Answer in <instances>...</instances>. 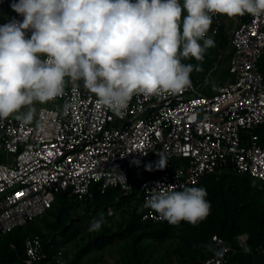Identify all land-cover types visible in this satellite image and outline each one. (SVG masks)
<instances>
[{
  "label": "built area",
  "instance_id": "built-area-1",
  "mask_svg": "<svg viewBox=\"0 0 264 264\" xmlns=\"http://www.w3.org/2000/svg\"><path fill=\"white\" fill-rule=\"evenodd\" d=\"M14 2L18 0H0V26L23 20L11 7ZM227 20L214 15L207 36L216 42ZM229 26L226 80L217 90L202 92L200 80L191 76L190 88L160 97L133 96L117 116L97 105L83 85L69 81L63 96L36 105L42 127L35 122L22 126L14 117L0 120V235L43 216L59 193L90 202L94 192L115 189L127 201L105 206L101 211L106 218L134 209L140 222L154 224L162 220L159 214L143 206L158 185L179 191L224 173L264 184V140L257 133L264 125L258 65L264 51V16L235 17ZM65 103L73 105L68 115L63 114ZM160 152L167 157L164 169L156 167ZM113 168L127 183L111 182ZM237 237L247 246L246 233L233 241L212 234L213 247L225 253L211 254L201 264H264L255 258L234 262L240 252L264 257L262 246L245 253ZM22 246L21 264H66L61 249L45 246L39 236L23 238Z\"/></svg>",
  "mask_w": 264,
  "mask_h": 264
},
{
  "label": "clouds",
  "instance_id": "clouds-1",
  "mask_svg": "<svg viewBox=\"0 0 264 264\" xmlns=\"http://www.w3.org/2000/svg\"><path fill=\"white\" fill-rule=\"evenodd\" d=\"M11 7L23 20L0 26V120L40 127L36 105L63 96L69 81H82L97 105L117 116L133 96L180 93L192 86L193 71H203L200 63L182 61L202 63L215 46L207 36L214 15L264 16V0H18ZM72 107L65 103L63 114ZM157 154L156 167L164 169L167 157ZM111 175L112 183H127L116 168ZM207 195L203 187L161 184L143 207L171 225L195 226L210 214ZM103 223L102 215L93 219L89 231ZM204 247L216 257L225 253Z\"/></svg>",
  "mask_w": 264,
  "mask_h": 264
},
{
  "label": "rangeland",
  "instance_id": "rangeland-1",
  "mask_svg": "<svg viewBox=\"0 0 264 264\" xmlns=\"http://www.w3.org/2000/svg\"><path fill=\"white\" fill-rule=\"evenodd\" d=\"M226 19H229L228 27L224 31L228 36L232 18L225 16ZM227 51L228 46L219 48L213 66L205 76L199 78L205 89L217 90L224 84ZM76 83L83 85L82 81ZM220 180L221 176L215 174L207 178L201 186ZM232 181V177L229 176L222 182L227 188ZM232 193V189L229 188V194ZM57 203L55 202L45 215L33 219L17 231H12V235L9 232L0 236V263L9 264V257L5 258V246L16 252L15 242L19 244L23 238L38 232H49L44 225L45 222H52L58 215L64 233L62 235L59 231L56 241L59 242L66 264H191L192 257L197 254V240L201 233L200 223L193 226L182 221L172 225L161 239L143 235L144 228L125 235L124 228L128 223L129 212H117L113 218H106L100 207L93 208L81 201H71L70 208L59 214ZM93 210H96L94 211L96 213H92ZM101 215L104 217L101 229L89 231L92 220Z\"/></svg>",
  "mask_w": 264,
  "mask_h": 264
},
{
  "label": "trees",
  "instance_id": "trees-1",
  "mask_svg": "<svg viewBox=\"0 0 264 264\" xmlns=\"http://www.w3.org/2000/svg\"><path fill=\"white\" fill-rule=\"evenodd\" d=\"M226 46H228V36L224 33L223 27H221L216 37L215 46L206 51L202 63L196 61L195 59L184 60L185 64H201L203 71H193L191 76L197 79L205 76L216 61L219 48H225ZM258 65L263 74L264 83V51ZM200 90L204 93L213 91L210 88L205 89V85H201V82ZM257 133L259 134L261 140H264V125L257 129ZM214 175L215 174L206 176L198 185H196L197 187H203L206 189L208 194L206 199L209 200L211 209L208 217L200 222L201 233L199 234L197 240L198 250L197 254L192 257L191 264H201L206 257L213 254L212 252L206 251L204 247L209 243L212 244L210 239L212 234H217L226 240L233 241V238L237 234L246 233L249 237L247 247L254 248L256 246H262L264 248V197H262L264 194V184L257 182L246 175L224 173L219 174L221 176V180L219 182H213L209 185L201 186L207 178ZM229 176L232 177L233 181L228 184L227 188H225L222 181ZM229 188L232 189V194H229ZM116 199L117 201L115 202ZM261 199L262 201H260ZM71 201L76 200L72 197H67L66 193L57 194L51 207L45 212V214L51 210L55 202H58L59 214H62L65 210L70 208ZM126 201L127 200L123 196L119 195L118 191L115 189H108L104 194L94 192L92 201L90 202L87 199L81 200V202H84L93 208L100 207V211L107 205H115L116 207H119L120 205L125 204L124 202ZM94 211L96 210H93L92 213H96ZM44 225L49 229V232H38L36 234H32L31 236H39L45 246L54 244L59 247V242L56 241V235L59 234V231H61L62 235L64 233L60 225V216H56L52 222H45ZM171 226V224L163 219L154 224L142 223L139 221V217L135 213L134 209H132L129 212V219L124 228V233L125 235H128L130 232L144 228L145 230L142 233L143 235H149L154 239H161L165 236ZM20 228L22 227L16 228L12 231H17ZM12 231H10L11 233H8L12 235ZM22 240L19 244L15 242V247L17 249L16 252L10 250L8 246H5V258L9 257V264H21V258L23 256ZM252 258L258 259L261 263H264L263 256L258 257L255 254L251 256L250 254H244L243 252L238 253L237 256L233 258V261L248 262Z\"/></svg>",
  "mask_w": 264,
  "mask_h": 264
}]
</instances>
